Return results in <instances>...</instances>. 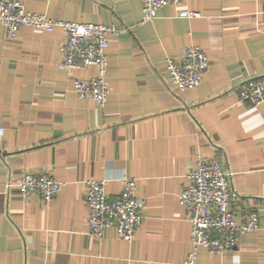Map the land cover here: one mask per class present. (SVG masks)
I'll return each mask as SVG.
<instances>
[{"label": "crops", "instance_id": "1", "mask_svg": "<svg viewBox=\"0 0 264 264\" xmlns=\"http://www.w3.org/2000/svg\"><path fill=\"white\" fill-rule=\"evenodd\" d=\"M56 22L116 24L109 40L103 107L76 97L63 70L59 28L0 26V264H180L190 223L178 202L196 157L232 173L231 206L257 213L259 229L220 256L200 250L197 264H264V104L239 100L241 86L264 75V0H183L142 22L140 0H23ZM199 12L184 18L182 10ZM198 46L210 67L193 89L171 86L167 60ZM23 173L50 174L62 190L45 202L6 188ZM137 182L141 222L132 242L109 229L87 233L88 179L109 197L120 178Z\"/></svg>", "mask_w": 264, "mask_h": 264}, {"label": "built area", "instance_id": "2", "mask_svg": "<svg viewBox=\"0 0 264 264\" xmlns=\"http://www.w3.org/2000/svg\"><path fill=\"white\" fill-rule=\"evenodd\" d=\"M183 0H140L142 22L152 21L160 8L181 5ZM178 15L184 18H200L195 11L182 9ZM0 26L8 37H15L20 28H32L51 32L59 27L64 40L59 48L63 70L93 68L88 79H73V94L81 99H90L98 107L106 103L110 90L106 83L109 66L106 50L109 40L124 33L126 29L116 24L82 23L77 21L56 22L45 14L27 11L23 0H0ZM210 67L208 56L195 45L183 49L177 58H169L166 64L171 86L187 90L196 88ZM239 100L258 106L264 104V75L247 80L239 91ZM2 130H0V134ZM120 190L109 197L105 192L104 179L85 181L87 206V233L102 240L107 230L112 229L118 239L132 242L141 222V201L137 197V182L129 176L120 178ZM16 188L24 195L38 194L49 202L58 194L63 183L50 174L23 173L9 178L6 188ZM232 173L213 160L196 157L184 176L178 194L179 204L186 210L190 223L189 247L180 264H197L200 250L215 256L232 250L238 236L259 229L255 211L235 210L231 206Z\"/></svg>", "mask_w": 264, "mask_h": 264}]
</instances>
